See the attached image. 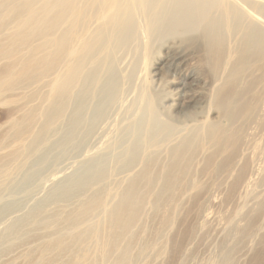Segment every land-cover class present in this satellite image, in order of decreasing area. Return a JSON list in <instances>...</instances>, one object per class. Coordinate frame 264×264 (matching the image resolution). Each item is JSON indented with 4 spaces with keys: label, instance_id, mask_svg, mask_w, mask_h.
I'll list each match as a JSON object with an SVG mask.
<instances>
[{
    "label": "rangeland",
    "instance_id": "1",
    "mask_svg": "<svg viewBox=\"0 0 264 264\" xmlns=\"http://www.w3.org/2000/svg\"><path fill=\"white\" fill-rule=\"evenodd\" d=\"M205 2L0 0V264H264V52L231 74L264 0Z\"/></svg>",
    "mask_w": 264,
    "mask_h": 264
},
{
    "label": "bare ground",
    "instance_id": "2",
    "mask_svg": "<svg viewBox=\"0 0 264 264\" xmlns=\"http://www.w3.org/2000/svg\"><path fill=\"white\" fill-rule=\"evenodd\" d=\"M173 1L175 2V3H173L175 5V7L173 9H171V10H167V11L161 12V14L164 17V21L169 26H172V29H174V30H182L183 32L189 31V30L193 29L196 26V23L202 18V16H204V15H206L208 13L209 4L206 3L205 0H173ZM182 3H184V4L187 3L188 7L187 8H183L182 6L184 4H182ZM60 5H59V7H60ZM116 6H117V2L116 3L112 2L110 7L105 12V15L110 16V17L114 16L116 14V12H117ZM61 7H63V6L61 5ZM251 7H252V5H251ZM257 7H259V6H256V8ZM64 11H65V9H63V8H59L58 9V11L56 12L57 13V16H56L57 19L55 18V21L60 19V17H61L60 15H62V13H64ZM123 13L124 12H119L118 15L122 16ZM225 14L226 13H224V16H226ZM113 20H114V22H116L115 19H113ZM59 22H61V21H59ZM55 23H57V22H55ZM207 30H209V31L206 32L207 36L205 37L206 38L205 39V46H206L205 50H206V54H207L206 57H207V60H208V64L212 68V70L213 71H218L219 68L221 67L222 57H223V54H222L223 50H221L222 46L220 45L221 41H219L220 38L217 35H215L216 33H215V30H214L213 26L209 27V29H207ZM256 33L258 34L259 32L256 30V32H254L253 35L255 36ZM193 40H196V37ZM191 42H192V40H191ZM263 52H264V36H263V34L261 35L259 33L257 35V37L256 36L255 37L251 36V38L245 43V45L243 47V52H242V54L240 56V59L238 60L239 61L238 65L236 67L234 66L235 67V71L231 70L232 71L231 74L232 75H234V74L238 75V73L241 74V72H243V70H245L246 68H248L250 66L249 64L252 63V60H255L257 57L262 55ZM53 85H55V84H53ZM53 87L54 86H52V89H53ZM233 87H234V80L232 79L229 83H227L226 85H223L222 88L219 90V97H218L217 101H218V104L223 106V108L227 107V105H228V103H229V101L231 99V97H229V96L232 94ZM54 90L59 91L61 93L63 92L61 87H58V86H56ZM106 98H109V100L113 99L112 97H106ZM102 109H103L102 107L98 108L97 113H95L93 120L97 116L98 117L100 116L98 114L100 112L102 113ZM73 124L78 125L79 124L78 123V119L75 118L73 120ZM77 127H72L71 133L69 135L70 138H71L74 130ZM175 167H177V166H174V168H173L174 170L176 169ZM146 175H147V172H145L142 176L145 177ZM125 196L126 197H124L125 198L124 201L126 200V203H125L126 205L124 204L122 209L119 210V212L116 213L115 216L111 219L112 223H117V225L119 224L120 220L123 219V221H124V219H126L127 222H126V224H124V226H125L124 228H126L128 225L130 226V224L134 223L136 221V219H138V217H139L138 216L139 212H137V210L139 208L137 210H135L134 206H135V203H136L135 201L141 200L142 198H140V196L138 194L135 182L131 185L130 188H128V191H126ZM133 204H134V206H133ZM136 205H138V204H136ZM1 213H2V211L0 210V214Z\"/></svg>",
    "mask_w": 264,
    "mask_h": 264
}]
</instances>
